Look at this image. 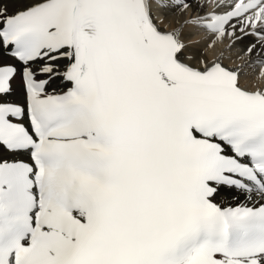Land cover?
Instances as JSON below:
<instances>
[{"label": "snow or ice", "instance_id": "6c2138e0", "mask_svg": "<svg viewBox=\"0 0 264 264\" xmlns=\"http://www.w3.org/2000/svg\"><path fill=\"white\" fill-rule=\"evenodd\" d=\"M0 264H264V0H0Z\"/></svg>", "mask_w": 264, "mask_h": 264}]
</instances>
